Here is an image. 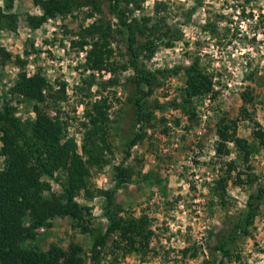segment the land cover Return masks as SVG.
I'll list each match as a JSON object with an SVG mask.
<instances>
[{
	"label": "rangeland",
	"instance_id": "1",
	"mask_svg": "<svg viewBox=\"0 0 264 264\" xmlns=\"http://www.w3.org/2000/svg\"><path fill=\"white\" fill-rule=\"evenodd\" d=\"M98 1L118 29L107 1ZM8 4L0 0L17 19L15 30L0 29V45L10 55L0 56V103L13 106L23 123L33 121L36 103L12 90L23 71L44 76L49 100L40 104L42 111L67 123V137L81 153L86 110L107 98L114 154L109 165L92 168L90 186L115 189L114 166L124 163L132 180L117 190L113 210L127 223L143 222L131 239H123L121 231L111 236L95 258V240L109 225L106 199L82 195L77 200L91 216L57 217L29 245L45 251L76 245L82 264H264V203L250 234L239 236L237 226L250 194L264 183V147L254 137L256 123L264 128V0H143L131 18H161L171 30L140 57L152 86L138 84L130 66L124 69L129 65L125 34L111 39L113 67L87 68L90 47L77 45L81 28L94 21L85 19L87 7L35 27L31 18L44 14L36 0H14L10 10ZM196 59L214 76L215 98L187 97L185 68ZM137 101L144 106L143 120ZM222 119L237 121V137L253 147L248 162L234 142L221 137ZM132 140L136 144L125 160ZM249 174L257 177L253 188ZM64 176L46 179L52 192H62L57 180ZM219 181L226 183L223 196L213 192Z\"/></svg>",
	"mask_w": 264,
	"mask_h": 264
},
{
	"label": "trees",
	"instance_id": "2",
	"mask_svg": "<svg viewBox=\"0 0 264 264\" xmlns=\"http://www.w3.org/2000/svg\"><path fill=\"white\" fill-rule=\"evenodd\" d=\"M109 13L118 21V29L114 30L105 17L104 8L98 0H36L44 14L31 18L35 27L58 15L68 16L82 7H87L85 19L94 21L83 26L79 33L78 47H90L86 65L91 71H102L114 56L111 39L114 33L125 34L129 57V65L136 73L137 83L152 86L148 74L140 67V57L144 52L156 49L159 39L168 37L170 29L158 18L143 17L140 20L131 18L140 10L143 0H105ZM14 0H9L7 9L13 8ZM16 15L5 12L0 6V29L15 30ZM180 34V32H179ZM0 56L10 55L0 45ZM151 75V74H149ZM186 94L189 100L197 97L213 95L215 98L214 76L206 72L198 59L185 68ZM13 93L26 97L36 103L37 117L33 121L23 123L15 115L14 108L7 101L0 103V155L4 158V166L0 167V264H82L79 257L80 248L71 245L68 250L52 245L47 251L31 247L38 237V231L50 226L57 217L71 215L73 218L91 216L90 208L78 202L79 196L89 201L101 196L106 199V216L109 225L104 235L95 240L92 253L99 258L108 239L119 231L123 239H131L138 235L142 224L127 221L113 210L117 190L132 180V170L124 163L114 166L115 189L93 190L90 186L92 168H104L112 162L114 152L110 142L112 120L111 105L107 98H102L89 106L85 117V132L82 152L73 138L67 137V123L58 117L42 111L40 104L48 102L47 81L40 74L28 75L25 71L19 74ZM149 94V92H148ZM139 120L146 118L143 103H135ZM237 121L221 120L220 135L224 141L234 142L244 155L246 162L253 153V147L246 139L237 137ZM254 137L264 147V128L256 123ZM136 140L128 144L125 160L131 153ZM219 152H223L219 148ZM64 173L57 182L62 187L61 193L51 191V184L46 179H54L56 174ZM250 187H254L257 177L249 174ZM226 181V180H225ZM213 192L223 196L226 183L217 182ZM243 184V183H241ZM264 203V183L250 194L244 217L237 223L239 236L250 234V228ZM234 238L232 239V242ZM225 246L220 249L225 250Z\"/></svg>",
	"mask_w": 264,
	"mask_h": 264
}]
</instances>
